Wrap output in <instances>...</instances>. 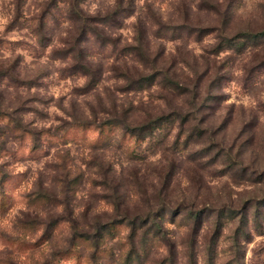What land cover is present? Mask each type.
<instances>
[{"label": "rangeland", "instance_id": "374dc122", "mask_svg": "<svg viewBox=\"0 0 264 264\" xmlns=\"http://www.w3.org/2000/svg\"><path fill=\"white\" fill-rule=\"evenodd\" d=\"M55 2L0 0V264H121L129 230L114 228L98 250L97 230L154 210L164 239L136 264H264V219L235 240L234 217L252 219L250 200L264 197V67L248 72L264 47L239 54L221 46L264 28V0H73L87 20L107 19L99 40ZM139 40L145 61L121 52ZM153 71L194 99L156 82L130 90L120 77ZM213 75L220 87L209 95ZM201 102L197 116L222 152L205 141L171 154L117 127L97 128L123 111L142 122ZM106 139L123 148L93 147Z\"/></svg>", "mask_w": 264, "mask_h": 264}, {"label": "trees", "instance_id": "16d2710c", "mask_svg": "<svg viewBox=\"0 0 264 264\" xmlns=\"http://www.w3.org/2000/svg\"><path fill=\"white\" fill-rule=\"evenodd\" d=\"M56 3L63 4L65 6H71L73 0H56ZM72 9V17L74 20H79L82 22V28H89V33L94 37V39H101L99 29L100 25H105L106 20L103 17L93 18L91 20H87L86 17L83 16L79 11H75L73 7ZM71 12V10H70ZM109 19V18H108ZM71 21V20H70ZM92 27V28H91ZM84 31V30H83ZM88 31V30H87ZM103 41V40H102ZM137 45L135 47L128 45L125 46L121 52L126 53L131 57H137V59H142L145 61V53H143L142 45L140 44V40L136 42ZM104 45V44H103ZM106 46H111L110 52L113 53L115 50L114 43L111 41H107ZM228 47L229 49L234 50L239 54H244L249 49L252 51L257 48L264 47V28H261L259 31H246L237 35L221 44V46ZM220 46V47H221ZM100 47H104L101 46ZM263 49V48H262ZM71 50V49H70ZM70 50H68L70 52ZM248 52H251V51ZM73 51V50H72ZM74 52V51H73ZM247 52V53H248ZM83 60V59H82ZM264 67V58L260 59L248 72L251 73L259 68ZM158 72L153 71L147 75H139L138 78L134 79L127 75L126 73L121 74V78L125 80L127 83V87L130 90L136 89L137 87H151L155 84H161L165 87L169 93L177 94V96H186L190 95L191 99L193 100L195 97V91L186 90L178 80L171 79L172 77H168L166 74L162 75L161 77ZM91 74V73H90ZM173 76V75H172ZM91 83H96L98 78L96 75H90ZM202 79L201 75H198L194 78L193 83H198L199 79ZM209 85L207 89V93L212 95L216 88H219L220 84H215V76L208 78ZM193 85V87H194ZM216 85V86H215ZM207 101V100H206ZM205 103H208L206 102ZM192 104V111L187 114H183L181 110H174L171 109L167 113H160V112H152L147 113L145 120L142 122H132L131 112L123 111L120 118L112 117L109 120H106L105 123L97 124V128H101L103 126L112 128L117 127L123 136H128L134 139L135 143L139 145L140 143L145 142H153L155 147L161 150V152H169L171 154H175L186 149L192 147H203L205 145V141L208 143V147L205 149H212L214 148L216 152H222L223 148L222 145L218 142L214 141V134L211 131V128L206 125L203 118H198L197 112H200V105ZM79 126H92L95 125V122L88 123V122H80ZM204 127V128H203ZM176 129V134L172 142L171 140V133L173 130ZM216 133V132H214ZM218 134V133H217ZM216 134V135H217ZM114 146L115 148H123L122 144L119 142L115 144V142H111L110 139H106L103 144L100 146H93L99 148H110ZM127 155L132 160H138L136 154H134V150L127 151ZM145 158L142 160L144 162ZM4 178L3 174L1 176ZM179 205L177 208L180 210V213L187 214V217L192 219L193 221H197L199 219V212L193 208H185ZM250 208L253 206V216L252 219L249 217L248 211L238 212L234 214V217H238V229H237V237L235 240L240 238V235H246V231L244 229L247 227L248 223H254L256 227H260V220L264 219V197L261 198H252L249 204ZM164 207V206H163ZM232 211V210H231ZM231 213V212H230ZM233 213V212H232ZM228 215H230L228 213ZM186 216V215H184ZM217 216H222V214L218 213ZM231 216V215H230ZM138 217V216H137ZM161 221L162 216L158 215V210H154L153 212L146 213L143 217H129L125 216L123 218H119L116 220H111L104 225H101L100 228L97 230L96 236L97 239L93 240V245L96 246L98 250L99 246H103L104 237L110 233L112 230L118 226H125L128 230V245H131L129 251L125 253V256L121 259V264H136L139 263L141 256H147V251L150 250L149 243H154L162 238L164 239V233L161 228ZM220 223V220L217 221V224ZM97 241V242H96ZM135 245H137L135 247ZM237 247V245H236ZM149 248V249H148ZM138 249V250H137ZM171 264V261H170Z\"/></svg>", "mask_w": 264, "mask_h": 264}]
</instances>
